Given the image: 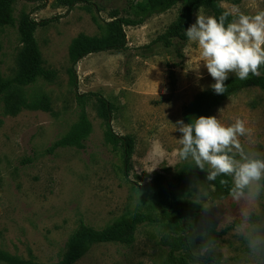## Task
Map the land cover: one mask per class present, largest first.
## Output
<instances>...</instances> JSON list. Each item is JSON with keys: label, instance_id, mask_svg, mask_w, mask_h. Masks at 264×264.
Returning a JSON list of instances; mask_svg holds the SVG:
<instances>
[{"label": "rangeland", "instance_id": "374dc122", "mask_svg": "<svg viewBox=\"0 0 264 264\" xmlns=\"http://www.w3.org/2000/svg\"><path fill=\"white\" fill-rule=\"evenodd\" d=\"M138 1L15 2V18L28 13L35 21L57 19L35 32L42 67L51 71V79L38 78L0 97V249L52 264L80 222L101 229L135 212L159 213L163 204L157 189L146 184L156 174L171 177L177 172L182 163L171 153L179 147L181 133L174 131V124L182 120V107L215 83L202 65L199 72L193 70L200 60L199 49L188 40L179 49L182 58L159 44L145 48L176 19L179 7L152 15L140 26L125 27V50L81 58L75 66L76 88L69 76L72 41L79 34L100 36L105 22L124 15L129 5ZM220 5L227 11L264 10V0H222ZM20 49L16 28L0 27V77L9 79L17 73ZM75 92L97 93L114 105L110 118L113 132L131 135L135 141L127 169L120 152L104 143V122L94 97L87 100L92 131L84 147L45 152L77 119ZM45 102L47 109L41 108ZM211 116L225 124L237 117L244 119L253 129L257 147L264 150V91L249 88L232 94ZM162 150V158L154 155ZM197 185L187 179L176 190L184 208L193 205ZM218 214L214 209L209 216ZM161 226L139 225L129 246L93 245L75 264H161L167 252L160 244ZM218 239L229 250L231 264H239L241 242L226 229Z\"/></svg>", "mask_w": 264, "mask_h": 264}, {"label": "trees", "instance_id": "16d2710c", "mask_svg": "<svg viewBox=\"0 0 264 264\" xmlns=\"http://www.w3.org/2000/svg\"><path fill=\"white\" fill-rule=\"evenodd\" d=\"M17 0H0V27L8 26L16 28L21 49L18 55L17 73L9 79L0 77V97L8 90L17 87H25L35 83L38 78L50 80L51 71L42 67V57L35 38V32L39 27H45L56 21L55 18H48L35 21L28 13H20L17 18L14 17V4ZM222 0H139L132 2L128 10L119 17L113 16L105 22V30L100 36H86L79 34L73 41L68 52V58L71 64L69 76L71 84L76 88L75 66L77 62L91 53L99 52H120L127 48L125 27H137L142 25L147 18L152 15L162 14L178 6V15L176 19L168 24L165 31L159 34L150 44L145 46L150 49L153 45H161L165 49L172 48L175 55L182 58L180 47H184L187 42L185 30L190 26L192 16L198 11L205 10L210 15L219 16L227 11L221 5ZM235 1V0H227ZM73 2L69 3L72 7ZM93 6V5H91ZM95 21V19H94ZM226 92L224 94H215L211 87L200 91L182 107V120L185 123L191 122L195 117L211 116L212 111L219 106L227 97L237 94L245 89L257 88L264 91V67L260 69L259 76L250 75L247 80H239L236 77L229 78L226 82ZM94 97L96 100L98 113L104 122V143L109 145L112 151L120 152L123 159L124 168L127 169L134 151V137L131 135L118 136L111 127L110 118L114 105L97 93L79 94L75 92V100L78 107L77 119L71 128L58 140H56L45 152L59 148L82 149L84 142L91 134L92 125L86 113L87 100ZM41 108L47 109V103L41 105ZM205 173L199 169L190 168L182 163L177 172L166 177L162 174L154 175L146 186L156 188L159 197L161 209L157 215L135 212L129 217L107 224L101 229H96L82 222L68 236L63 253L57 261L52 264H75L81 259L89 249L96 244L118 243L122 245H131L135 240V233L139 225L161 224L163 234L160 238V244L167 247L165 258L161 264H188L190 258L189 249L185 245V239L191 230L192 225L201 227L206 225L211 218L205 216L200 209L191 205L184 208L179 202L176 190L182 181L192 179L198 184L204 183ZM220 189L217 182L215 192L217 195ZM225 230L214 233L217 239ZM0 264H46L39 263L33 259H23L12 255L0 249Z\"/></svg>", "mask_w": 264, "mask_h": 264}, {"label": "clouds", "instance_id": "9594fccd", "mask_svg": "<svg viewBox=\"0 0 264 264\" xmlns=\"http://www.w3.org/2000/svg\"><path fill=\"white\" fill-rule=\"evenodd\" d=\"M185 36L199 49L193 70L206 68L215 94L226 92L230 74L247 80L264 67V10L233 8L218 17L198 11ZM174 125L181 136L172 157L205 173L191 203L205 216L214 209L219 212L206 225H192L185 239L188 264H231L229 250L214 235L225 229L243 246L239 264H264V150L257 147L253 129L239 117L225 124L203 115ZM154 155L162 158L164 152ZM217 182L222 191L214 196Z\"/></svg>", "mask_w": 264, "mask_h": 264}]
</instances>
